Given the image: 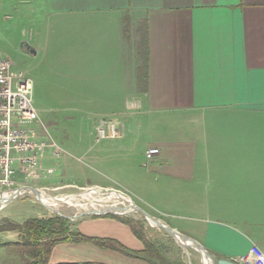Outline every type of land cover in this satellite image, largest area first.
Instances as JSON below:
<instances>
[{
  "label": "crops",
  "instance_id": "crops-1",
  "mask_svg": "<svg viewBox=\"0 0 264 264\" xmlns=\"http://www.w3.org/2000/svg\"><path fill=\"white\" fill-rule=\"evenodd\" d=\"M0 1L21 8L29 42L46 45L53 74L78 108L86 104L92 128L119 123L101 157L87 150L93 161L118 171L167 216L157 218L214 259L235 261L253 246L264 253V0ZM70 226L145 249L114 218ZM49 263L150 264L72 241L58 243Z\"/></svg>",
  "mask_w": 264,
  "mask_h": 264
},
{
  "label": "rangeland",
  "instance_id": "rangeland-1",
  "mask_svg": "<svg viewBox=\"0 0 264 264\" xmlns=\"http://www.w3.org/2000/svg\"><path fill=\"white\" fill-rule=\"evenodd\" d=\"M32 32L33 29L24 25L20 7L18 12H15L13 7L0 6V55L12 62L15 71L24 72L32 81L33 104L42 124L33 123L30 127L39 133L41 141H45L48 145L55 142L62 150L60 155H55L54 150L47 147L40 163L42 168H52L53 173L47 178L31 180L25 184V187L36 188L49 198L76 197L79 206L62 202L57 207L49 208L32 192L24 190L19 197L0 207V227L8 222L22 224L31 218H54L59 216L56 210L71 217L72 219H68L69 222L81 218L80 215L86 211L114 209L121 212L124 208L130 207L129 199L151 216L167 220V216L155 212L149 199L139 195L132 183L122 178L118 171L105 169L102 162L98 160L95 162L90 155H87V150L93 147L99 151L101 157L102 146L111 139L96 140V127L99 124L108 120L116 122L119 128L120 125L116 120L107 118L98 119V124L92 128L93 120H88V111L84 108L86 104L78 108L76 94H72L62 83L65 77L63 78L59 73L53 74L50 62L46 59L44 50L46 45L29 42ZM63 160L71 162V167L70 165L65 167ZM90 183L112 186H92ZM90 189H94L95 192L89 191ZM114 193L129 199L119 198ZM82 195L88 198H82ZM75 216L80 217L75 218ZM115 216L133 221L135 229L142 233L168 261L175 264H203L202 254L199 251L181 245L174 236L156 225L151 226L141 212ZM107 218L112 217L107 216ZM161 221L166 224L164 220ZM73 233L75 231L69 226L68 232L63 237L72 239ZM19 241L20 235L17 232L0 230V245ZM27 262L28 258L23 255L20 248L10 245L0 248V264H27Z\"/></svg>",
  "mask_w": 264,
  "mask_h": 264
},
{
  "label": "built area",
  "instance_id": "built-area-1",
  "mask_svg": "<svg viewBox=\"0 0 264 264\" xmlns=\"http://www.w3.org/2000/svg\"><path fill=\"white\" fill-rule=\"evenodd\" d=\"M42 124L33 104L32 81L22 71H15L12 62L0 55V199L10 198L17 189L31 180L47 178L51 168H42L40 161L47 147L61 154L59 146L41 141L31 124ZM120 128L114 121H103L96 127V140L117 138ZM159 149L146 152L148 160ZM22 180L23 182H20ZM237 264H264V253L253 246L247 255L235 260Z\"/></svg>",
  "mask_w": 264,
  "mask_h": 264
},
{
  "label": "trees",
  "instance_id": "trees-1",
  "mask_svg": "<svg viewBox=\"0 0 264 264\" xmlns=\"http://www.w3.org/2000/svg\"><path fill=\"white\" fill-rule=\"evenodd\" d=\"M107 216L131 226L133 233L143 242L145 249L141 252H131L115 240L90 238L78 232L72 234V239L63 237L69 230L70 222L68 219L60 216L48 219L31 218L22 224L8 222L5 226L0 227V230L17 232L20 235V241L2 244L0 248L8 245L20 248L23 255L28 258L27 264H50L52 251L58 243L70 241L89 242L100 248L115 250L130 256L142 258L150 262V264H175L165 259L160 251L153 244L149 243L142 233L135 229L133 221L125 220L115 215H105L102 217Z\"/></svg>",
  "mask_w": 264,
  "mask_h": 264
},
{
  "label": "water",
  "instance_id": "water-1",
  "mask_svg": "<svg viewBox=\"0 0 264 264\" xmlns=\"http://www.w3.org/2000/svg\"><path fill=\"white\" fill-rule=\"evenodd\" d=\"M24 190L32 192L41 203L43 202L42 201V192L36 188L28 186V187L17 189L15 194L13 196H11L10 198H1L0 199V207L4 206L5 204H7V203L13 201L14 199H16L17 197H19L22 194V191H24ZM89 191H95V190L90 189ZM133 205H134V210L141 212L143 214V216L148 221H152L159 229H163L166 232H168L169 234H171L172 236H174L176 239H178L180 241L181 245H183L185 247H193L197 251H199L202 255H205L209 260V264H237L234 260H227V259L214 260L212 255L199 242H197L196 240H194V239H192V238H190L184 234H181L176 229H173L170 226H168L167 224L163 223L160 219L151 216L146 211H144L142 208H140L139 206L134 204V202H133ZM55 212H56V214H58L59 216H61L63 218L72 219L71 217H67V216L61 214L57 210ZM107 214L122 215V213H118L116 211H111V210H93V211H86V212L82 213L80 216L81 217H84V216H101V215H107ZM80 216H75V218H78Z\"/></svg>",
  "mask_w": 264,
  "mask_h": 264
},
{
  "label": "bare ground",
  "instance_id": "bare-ground-1",
  "mask_svg": "<svg viewBox=\"0 0 264 264\" xmlns=\"http://www.w3.org/2000/svg\"><path fill=\"white\" fill-rule=\"evenodd\" d=\"M92 192H95V191H92ZM116 194V193H114ZM113 195V194H111ZM116 196H118L119 198H122V199H129V198H125V197H122L118 194H116ZM82 198H88L86 195H82L81 196ZM6 198V197H5ZM131 204H130V207H126L124 208L121 212H118V210L116 212L118 213H122V214H125V213H134L136 212L137 210H134V205H133V202L131 199H129ZM42 204L48 206L49 208H52V207H57L60 203L62 202H65L69 205H72V206H79L78 204V201H77V198L76 197H71V198H49L47 196H45L43 193H42ZM90 201V200H89ZM93 205V204H92ZM81 207V206H80ZM87 208V207H86ZM116 209V208H115ZM86 210V209H85ZM100 210V209H99ZM111 211H114V209H112ZM151 226H155V224L152 223V221H149ZM178 240V239H177ZM178 242H180L178 240ZM202 256V261H203V264H209V260L208 258L205 256V255H201Z\"/></svg>",
  "mask_w": 264,
  "mask_h": 264
}]
</instances>
